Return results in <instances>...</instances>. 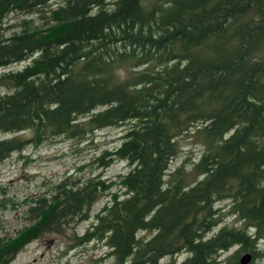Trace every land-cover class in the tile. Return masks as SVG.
Listing matches in <instances>:
<instances>
[{"label": "trees", "instance_id": "16d2710c", "mask_svg": "<svg viewBox=\"0 0 264 264\" xmlns=\"http://www.w3.org/2000/svg\"><path fill=\"white\" fill-rule=\"evenodd\" d=\"M52 1L0 0V163L127 125L92 161L127 171L121 194L101 173L67 177L20 205L0 188V211L25 208L24 225L0 236V264L90 219L72 238L103 242L113 264L264 260V0ZM13 14L26 18L7 34ZM187 132L203 146L190 173L171 169Z\"/></svg>", "mask_w": 264, "mask_h": 264}, {"label": "rangeland", "instance_id": "374dc122", "mask_svg": "<svg viewBox=\"0 0 264 264\" xmlns=\"http://www.w3.org/2000/svg\"><path fill=\"white\" fill-rule=\"evenodd\" d=\"M61 2L62 0H53L50 5L56 7ZM25 18L24 14L10 15L5 23V26L10 27L7 34L18 31L14 26ZM29 18H32L36 25L39 23L37 16L32 15ZM26 64L27 62L20 63L8 70H21ZM4 92L6 89L0 87V96ZM126 128L127 125L104 129L90 134L83 140L59 137L48 140L37 148L27 146L20 154H12L0 163V188L5 189L7 199L20 205L27 197L43 193L67 177L85 180L91 174L101 173L105 180L116 183L111 193L121 194L117 176L127 171L125 163L114 162L107 170L101 171L95 169L92 161L103 150L112 149L118 144L117 139ZM177 143L180 152L173 160L171 169L183 166L185 171L190 173L192 164L196 163L202 154L203 146L193 132L179 137ZM108 199L109 196L101 197L90 214L93 216ZM19 205L0 211V236L14 234L24 225L25 208ZM92 221L90 219L76 225L71 224L65 227L64 235H43L18 253L12 264H113V259L108 255L109 250L103 242L91 241L79 245L78 241L72 238L73 235L80 237L90 230ZM231 221L232 219L228 218L222 224L230 225ZM259 246L263 248L264 241L260 242ZM183 259L184 255L176 257L175 264L181 263ZM159 264H171V259H163ZM256 264H264V260L260 259Z\"/></svg>", "mask_w": 264, "mask_h": 264}, {"label": "water", "instance_id": "95a60500", "mask_svg": "<svg viewBox=\"0 0 264 264\" xmlns=\"http://www.w3.org/2000/svg\"><path fill=\"white\" fill-rule=\"evenodd\" d=\"M251 260L250 254H245L240 258V264H248Z\"/></svg>", "mask_w": 264, "mask_h": 264}]
</instances>
